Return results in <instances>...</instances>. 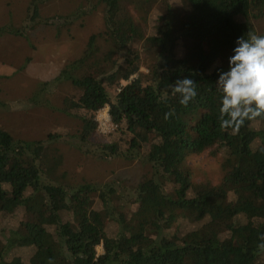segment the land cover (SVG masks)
Wrapping results in <instances>:
<instances>
[{"label": "trees", "instance_id": "trees-1", "mask_svg": "<svg viewBox=\"0 0 264 264\" xmlns=\"http://www.w3.org/2000/svg\"><path fill=\"white\" fill-rule=\"evenodd\" d=\"M45 1L30 0L22 24L0 35L56 25ZM84 1L73 13L104 3L103 30L52 80L79 92L59 108L77 131L27 140L0 125V264H264V118L221 130L216 89L236 39L264 35V0ZM185 77L197 91L186 107L169 88ZM105 107L118 137L92 140ZM62 142L86 159H139L147 169L131 186L73 181ZM204 151L221 159L218 184L195 181L187 164Z\"/></svg>", "mask_w": 264, "mask_h": 264}, {"label": "rangeland", "instance_id": "rangeland-1", "mask_svg": "<svg viewBox=\"0 0 264 264\" xmlns=\"http://www.w3.org/2000/svg\"><path fill=\"white\" fill-rule=\"evenodd\" d=\"M29 1L0 0V26H20ZM84 2L47 0L41 3V10L53 16L51 22L56 25L38 26L28 33V38L9 33L0 35V125L14 137L36 140L44 138L49 131L66 128L74 133L79 128L76 120L59 110L63 98L76 99L78 90L69 82L52 80L65 62L80 55L92 33L103 30L104 3L87 15L73 13H80L79 6ZM257 29L264 30V19L258 22ZM190 52L191 48L184 44L177 49V56L186 59ZM108 118V107L96 113L98 131L91 136L92 140L99 141L107 133L118 137L111 130L105 131L109 128ZM60 146L73 181L85 178L99 182L123 181L131 186L140 181L147 169L139 159L112 157L97 161L91 156L86 159L65 142ZM187 164L195 181L209 179L214 184L220 183L222 168L218 156L208 151L191 154ZM97 252H103L102 246L97 247Z\"/></svg>", "mask_w": 264, "mask_h": 264}, {"label": "clouds", "instance_id": "clouds-1", "mask_svg": "<svg viewBox=\"0 0 264 264\" xmlns=\"http://www.w3.org/2000/svg\"><path fill=\"white\" fill-rule=\"evenodd\" d=\"M233 54L228 58V70L219 73L216 89L220 94L217 120L223 131L238 132L245 121L264 118V35L247 33L235 41ZM178 103L186 107L196 96V82L178 79L169 85ZM175 109L164 114L168 120ZM264 239V236L261 237ZM264 248V244L259 245Z\"/></svg>", "mask_w": 264, "mask_h": 264}, {"label": "built area", "instance_id": "built-area-1", "mask_svg": "<svg viewBox=\"0 0 264 264\" xmlns=\"http://www.w3.org/2000/svg\"><path fill=\"white\" fill-rule=\"evenodd\" d=\"M107 122H108L109 128L107 130H105L106 132L110 131L112 129V125L109 123V118H108Z\"/></svg>", "mask_w": 264, "mask_h": 264}]
</instances>
